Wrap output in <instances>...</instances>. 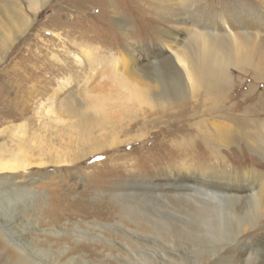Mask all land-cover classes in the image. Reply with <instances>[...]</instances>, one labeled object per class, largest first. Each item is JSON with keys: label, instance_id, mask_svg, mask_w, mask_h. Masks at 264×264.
Wrapping results in <instances>:
<instances>
[{"label": "rangeland", "instance_id": "1", "mask_svg": "<svg viewBox=\"0 0 264 264\" xmlns=\"http://www.w3.org/2000/svg\"><path fill=\"white\" fill-rule=\"evenodd\" d=\"M163 6L183 5L181 0H50L41 9L33 10L29 8L27 0H0V40L10 37L5 59L0 63V155H8L7 146L14 148L19 144L28 152L34 153L35 156L40 154L46 160H72L59 165L49 163L42 167H31V170L28 169L24 173L27 178H24L23 183L31 184L36 189L52 195L51 198L61 201L60 210L55 215L50 213V220L43 221L40 226L58 225L71 230L74 223L84 225L85 221L94 224L120 222L117 216L120 209L123 215H130L134 210L142 209L151 215L160 214L173 224L187 223L188 219V222L192 220L190 210L195 207L194 202L204 195L200 191L192 190L188 192L189 195L171 193L169 197L170 173L181 168L182 171H187L188 167L194 170L210 167L216 169L219 175L227 172L231 175H244L252 173L253 170L264 172V162L257 153L242 150L240 145L231 144L228 148L219 145V154L223 159L220 163L209 155V148H206L201 137L198 139L196 136L202 133L204 138V135L213 134L214 138L211 136L210 139L214 140L223 132L236 133L247 128L245 131L249 130L251 134L256 133L257 136L263 137L264 106H261L260 100L264 99V80L253 78L251 66H243V70H228L232 83L217 113L190 116L185 122L181 121L183 125L181 122L171 124L176 125L175 127L182 125L183 134L186 138L190 137L187 145L181 148L183 153L175 147L176 144L171 143L173 139H178L180 133L178 136H167L168 134H163L165 130L162 123L151 122L150 126L139 123V119L150 120L154 117L166 121L159 112L173 114L177 111L176 105L182 102L173 100L170 106L162 100L154 101L147 97L141 103L133 104L128 101L127 91H118L108 78L109 72H129L128 63L124 61L111 71L100 73L89 69L85 77L81 74L80 65L76 64L79 59L88 60L97 55L112 54L127 60L128 49L135 45L142 57V64L147 65L157 60L154 62L155 74L158 73L165 81L167 90L173 91L177 86L180 87L181 81H171L164 77L165 70L160 67L158 61L175 51L184 52L181 41H174V34L167 35L163 30L178 32L185 24L176 22L174 16L168 12L162 15V11H168L163 9ZM200 7L205 9L204 11L212 9L217 17L223 18L231 28L233 43L237 49H241L240 62L248 61L254 66L262 65L263 67L258 69L264 73V5L259 0H198L195 8ZM15 11L26 13L34 19L20 35L12 33L16 26ZM243 30L248 35L247 45H244L242 40L245 38ZM243 46L246 50L242 49ZM164 47L171 49H166L165 53L162 51ZM79 52V59L74 60V54ZM148 56L152 58L149 60ZM52 57L62 63H56ZM132 77L137 81H145L137 76ZM66 78L71 83L60 90V85ZM160 87L161 83L158 82L156 90L160 91ZM202 90L203 87L199 86L190 93L192 97L184 102L191 104L198 98L202 105L208 106L210 100L204 97L201 99L199 96ZM57 97L59 99L53 101ZM211 101L214 103L217 99ZM81 104L89 106L90 112L87 115L91 114L90 124L81 125L79 122L77 110ZM59 106H62L63 110L66 107H71L72 110L70 113L61 110L60 113L57 112ZM148 112L153 115H147ZM19 113L22 118L16 119L15 116ZM57 116L62 120H58ZM199 120H202L200 123L203 124H195ZM20 127L25 136L23 141L18 142L19 138H15L11 133ZM147 131L150 133L145 138L125 144L129 139L138 138ZM245 131L244 135L247 134ZM93 139H116L119 144L107 146L84 159H79L83 151H90V140ZM248 142L252 143L250 140ZM171 168L175 170L170 172ZM16 199L19 200V197ZM20 199L24 200L26 205H21L23 209L18 211L15 202L6 207L0 206V221L7 227L11 238L16 239L20 235L26 237V241L30 238L38 247L57 249L60 241L66 236L57 238L53 234L33 235L29 231V224L34 217L32 211L27 209L32 198L24 196ZM78 204L99 208L109 205L116 207V211L108 221L100 219L96 214L89 216L88 213H83V210L75 208ZM105 234L122 238L120 234L108 230H105ZM256 235L259 236L260 231L248 235L245 239ZM15 239L12 242H16ZM235 247L233 246L232 250ZM0 251V264H31L28 260L20 258L15 247L6 244L1 238ZM234 252L228 255L234 257ZM192 255L187 250L183 256H179H182L184 262H188L191 261ZM41 257L46 262L58 260L53 252ZM93 260L103 264L119 263L117 259L107 256ZM203 261L204 264H221L211 260Z\"/></svg>", "mask_w": 264, "mask_h": 264}, {"label": "bare ground", "instance_id": "2", "mask_svg": "<svg viewBox=\"0 0 264 264\" xmlns=\"http://www.w3.org/2000/svg\"><path fill=\"white\" fill-rule=\"evenodd\" d=\"M49 1L27 0L29 8L33 10L41 9ZM259 1L264 5V0ZM181 2L182 7H164V5L163 9L168 11H162V15L166 12L170 13V15L174 16L176 22L185 24V27L178 32L167 29L163 30V33L165 32L167 35L174 34L172 39L174 41H177V39L181 41L184 52L175 51L167 54V56L165 55L158 61L160 67L165 70L166 75L164 77L171 81H181L179 85L181 88L177 86L173 91L167 90L165 81L159 77L158 73L155 74L154 62H157V60L149 62L147 65L142 64V57L137 52L138 50L135 45H131V48L128 49L127 60L122 57L118 58L112 54L110 56L97 55L90 57L88 60H80V52L74 54V60L79 59V62L76 61V64L80 65L79 69L83 77L88 74L87 71L89 69L103 73L113 70L117 65H121V61L127 62L129 66L128 73L109 72L108 78L118 91H127L126 99L133 102V104L134 102H143L146 97L154 101L162 100L170 106H172L173 100L182 102L176 105L177 111L173 114L159 112L162 117L166 118V121H163V118L154 117L150 120L146 118L144 120L139 119V123H142L143 126H147L151 122L155 124L162 123L164 125L162 128L165 130L163 134H168L167 136H178V133H180L178 139H173L170 142L176 144L175 147L178 148L179 152L183 153L184 151L181 148L187 145L190 137L186 138L183 134L184 129L181 121L185 122L190 116H200L212 112L217 113L232 83V78L228 73L230 68L243 70V66L249 65L251 66L250 72L253 78L258 81L264 80V73L258 69V67L262 68V65L255 64L254 66L248 61L244 63L240 62L241 49L235 47L232 40L231 28L223 18L217 17V14L212 9L211 11L210 9L204 11L205 9L202 10L201 7L195 8L198 0H181ZM14 16L16 22V26L12 30L14 35L24 33V30L28 28L27 26L34 20L28 14L21 13L20 11H15ZM217 19L220 21H216ZM120 24L122 25L123 23ZM243 32L245 38L242 40L244 45H247L248 35L244 30ZM9 38L0 40V63L5 59L4 57L10 41ZM167 47H164L162 51L166 53V49H169ZM242 49L246 50V47L243 46ZM151 58V56H148L149 60ZM52 59L56 60V63H62V61L57 60L55 57H52ZM132 76L140 77L145 81H137ZM158 82L161 83L160 91L156 90ZM70 83L71 81L67 78L63 80L60 90L66 88ZM199 86L203 87L202 92L199 94L200 98L204 97L210 100L208 106L202 105L198 98L195 99L194 103L189 104L190 102L188 101H185V103L184 100H189L192 97L190 93H193L192 91L196 90ZM58 99L59 97L53 101ZM214 99H217V101L212 103L211 100ZM53 101L51 102L53 103ZM260 103L261 106H264V99L260 100ZM81 105L77 110L79 122L81 125L90 124L91 114L87 115L90 112L88 110L89 106L86 104ZM61 110H63V107L59 106L57 112L61 113ZM64 110L69 112L72 108L66 107ZM147 115L153 114L148 112ZM15 117L16 119L22 118V115L19 113ZM58 118V120H62V118ZM201 121H196L195 124H203L200 123ZM236 121L238 120L236 119ZM174 122H181L182 125L175 127L176 125H171ZM22 127L13 130L11 133L15 138H19L18 142L23 141L25 136L24 130H21ZM244 131L241 129L240 132L236 133L223 132L222 135H217L218 138L214 140L210 139L213 134L204 135V138L202 137V133H198L196 136L198 139L201 137L200 139L204 142L206 148H209V151L207 150L210 152L209 155L214 157L216 161H220V163H222L223 159L220 157L218 146L228 148L231 144L235 146L240 145L242 150L257 153L264 162V135L260 137L256 133L251 134L248 132L249 130L245 131L247 134L244 135ZM149 133L150 131L143 132L140 137L131 138L132 140L129 139V142L125 144L145 138ZM249 140L252 142L251 144L248 142ZM90 143V151H83L79 159H84L90 154L103 150L107 146H117L119 144L116 139H112L111 141L93 139L90 140ZM208 144H210L209 147ZM7 152L8 155H0V206L6 207L15 202L17 203L16 211H18L26 205L24 200L20 198L30 196L32 201L28 203L27 209L29 212L32 211L31 214L34 220L29 224V231L33 235L53 234L57 238L66 236L64 240L60 241L57 249L41 248L30 238H28V241H26V237L24 238V236L21 237L20 235L16 239L11 238V234L6 230L7 227L3 226V222L0 221V238L6 244L14 246L20 258L28 260L31 264H103L93 259H104L105 256L117 259L119 261L118 264H204V259L206 261L221 262V264H264V172L262 171L253 170L252 173L244 175H231L229 172L219 175L216 173V169L210 167L203 170H197L198 168L194 170L188 167L187 171H182V166H179L181 169L177 170L171 168L170 172L175 171L170 173L171 179L168 181V185L171 186V188L169 187V197L171 193H175V195H189L188 192H192V190L200 191L204 195L203 198H199L194 202L195 207L190 210L192 220L189 222L188 219L187 223L173 224L171 223L172 221L166 220L160 214L151 215L142 209L134 210L130 215H127V213L123 215L120 209L119 213H117L120 222L109 224H100V222L94 224L85 221L83 222L84 225L74 223V228L70 230L58 225L40 226L43 221L50 220V213L55 215L60 210L61 201L57 198H51L52 195L50 196L47 192L36 189L31 184L23 183L22 181L27 176L24 173L31 167H42L49 163L59 165L63 162H72V160H46L40 154L35 156L34 153L28 152L24 146H19V144L14 148L7 146ZM245 159L247 160V158ZM253 160L255 159L253 158ZM149 186L151 187V185ZM149 195L151 194L149 193ZM131 196L133 195L131 194ZM17 197H19V200L16 199ZM114 197L116 198L117 196L115 195ZM76 207L83 210V213H88L89 216L96 214L100 219L108 221L113 212L116 211V207H110L109 205L108 207L101 206L102 208H99L93 205L78 204ZM105 230L120 234L123 239L114 237L113 235H106ZM257 231H260L259 236L256 235L247 240L245 239L249 237L248 235L251 236ZM14 239L17 241L12 242ZM233 246H236L234 250H232ZM187 250L193 255L190 259L191 261L184 262V259L182 260L181 258ZM52 252L57 255V261L46 262L41 257L43 254L47 255ZM231 252L235 253L234 257L228 255ZM205 253L208 256H203ZM179 255L182 256L180 257ZM138 257L140 259L143 257L144 259L139 260ZM230 257L233 259L231 260ZM59 258L65 260L60 261L61 259Z\"/></svg>", "mask_w": 264, "mask_h": 264}]
</instances>
